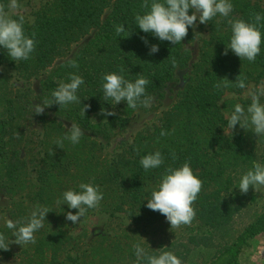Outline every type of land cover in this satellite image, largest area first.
Returning a JSON list of instances; mask_svg holds the SVG:
<instances>
[{
    "label": "trees",
    "instance_id": "16d2710c",
    "mask_svg": "<svg viewBox=\"0 0 264 264\" xmlns=\"http://www.w3.org/2000/svg\"><path fill=\"white\" fill-rule=\"evenodd\" d=\"M7 2L0 0L1 4ZM230 2L232 13L229 17L218 14L209 22V34L201 37L195 57L188 46L197 38L194 28L189 27L187 37L175 45L139 29L135 15L147 11L141 7L143 0H47L35 12L33 21L11 15L17 20L23 18L25 35L35 39L36 48L28 60L15 62L0 46V67L12 64L28 75L52 68L42 80L44 102L52 101V93L60 83L70 82V74L81 76L85 83L76 93L79 102L47 107L53 116L45 118V127L34 137L22 95L11 87L8 74L0 70V198L10 201L9 209L0 207V234L10 244L9 250H0V256H15L18 264H137L135 244L150 255L171 251L180 259L193 248L211 246L214 239L229 235L234 216L245 205L237 193L240 172L253 169L254 162L264 165V157L258 159L256 154L250 126L245 129L237 124L238 131L226 133L228 117L219 103L227 92L243 90L235 83L239 75L246 78L247 87L264 79V20L257 26L262 42L254 62L241 60L231 49L223 54L231 36L228 19L239 17L252 23L254 13L264 16V0ZM120 24L125 32L117 37L115 26ZM90 34L91 38L72 57L55 64L74 43ZM152 45H158L159 51L150 55ZM69 61L79 67H71ZM182 70H188L184 87L175 103L163 111L159 123L136 133L115 153L107 151L109 141L126 130L131 116L154 104L132 109L126 101H104L102 76L115 72L131 82L143 76L149 80L146 94L160 99ZM223 78L229 80L228 87L214 88ZM250 103L248 99L239 104L246 110ZM230 104L232 112L235 105ZM102 110L116 115L102 114ZM69 124L77 125L84 133L76 144L64 138L70 134ZM162 130L169 134L161 136ZM58 140L63 141L62 147L56 143ZM156 151L161 152L164 163L145 171L141 157ZM185 162L202 181V188L192 205L196 215L191 224L171 229L166 217L146 204L166 170ZM81 183L98 186L103 193L99 208L89 209L86 214L107 213L111 230L85 248L81 244L84 233L74 234L76 224L66 220L69 211L76 214L78 210L56 203L65 191L80 192ZM37 205L50 212L44 226L34 233L36 243H11L15 238L6 221L23 223ZM263 233L264 209L232 239L221 241L203 264H240L243 247ZM156 242L161 243L159 247Z\"/></svg>",
    "mask_w": 264,
    "mask_h": 264
},
{
    "label": "clouds",
    "instance_id": "9594fccd",
    "mask_svg": "<svg viewBox=\"0 0 264 264\" xmlns=\"http://www.w3.org/2000/svg\"><path fill=\"white\" fill-rule=\"evenodd\" d=\"M142 8L147 11L141 15H135V24L144 33H151L160 41H168L172 44L181 43L188 35L189 27L195 28L196 22L207 24L218 14L222 17H229L233 11V5L230 0H143ZM20 8L18 0H9L7 5L0 4V46L7 50L8 56L15 62L28 60L30 55L35 51L36 41L25 35L23 27V18L19 20L11 17L10 13ZM7 9V10H6ZM192 14H189V10ZM253 22L248 23L239 17L228 19L227 23L231 26L230 42L226 45L224 55L228 50L238 56L241 60L254 62L261 51V31L257 27L264 16L259 13L253 14ZM125 32L124 25H116V36ZM35 34H33L34 37ZM144 43L148 41L141 37ZM159 51L158 45L150 47L149 54ZM69 65L78 68L75 61H69ZM175 66V61H173ZM69 83H60L58 88L52 93V101H45L44 104L33 105V111L36 115L44 113L45 107L53 104L67 106L70 103L79 102L77 91L85 83L84 79L76 74H70ZM246 78H236V86L240 89H246ZM102 90L104 101H113L118 104L126 101L127 106L137 109L138 106L145 108L151 107L153 97L146 94L145 88L149 80L143 76L138 77L134 82L126 80L122 75L115 72L107 73L102 76ZM228 79L223 78L214 85V88L228 87ZM246 95L251 99L250 105L245 108L237 103L234 111L228 117L229 130L234 129L237 124L242 128L252 127L256 136L264 135V103L261 98L264 97V83L258 87L247 88ZM88 107L85 105V108ZM84 108V113H85ZM102 114L108 116L116 115L115 112H105ZM69 135L64 138L70 140L72 144L79 142L80 137L84 134L82 129L73 124L69 128ZM169 133L161 131V136ZM62 147L63 141L56 142ZM175 159V154L173 153ZM164 163V157L160 151L154 154H147L141 157L140 165L145 171L160 167ZM252 187L259 191L264 187V165L254 162L253 169L248 170L242 175L238 189L242 194H246ZM80 192L72 190L65 191L63 199H57V205L67 204L70 209H77L76 214L69 211L66 214V220L72 224H77L85 216L89 209H98L103 199V193L98 186L90 183H81ZM202 188V181L193 174L188 162H185L179 168L169 167L166 174L160 181L158 188L151 192V198L148 199L146 207L152 211H158L166 217L170 223L171 229H178L182 225L191 224L195 218L196 212L192 207L197 200L198 194ZM47 207L37 205L31 212L30 217L25 221H13L8 219L6 227L13 230L15 243L21 246L29 243L35 244L34 233L44 226L47 213ZM19 225V226H18ZM9 243L3 234H0V250H9ZM137 264L145 260L146 264H182L181 260L171 251H161L160 254L150 255L145 252L140 244L133 245Z\"/></svg>",
    "mask_w": 264,
    "mask_h": 264
},
{
    "label": "rangeland",
    "instance_id": "374dc122",
    "mask_svg": "<svg viewBox=\"0 0 264 264\" xmlns=\"http://www.w3.org/2000/svg\"><path fill=\"white\" fill-rule=\"evenodd\" d=\"M47 0H18L20 8L12 11L10 15H22L28 21H33L35 18V12L44 4ZM7 2L5 5H7ZM1 4V3H0ZM7 10V9H6ZM217 15L215 18H218ZM210 22V21H209ZM207 24H200L197 20V26L194 28L197 32V38L192 44L188 46L193 51L194 57L197 55V52L202 44L201 37H207L208 26ZM91 34L84 37L77 43H74L70 50L62 57H59L55 64L61 63L64 60L72 57L90 38ZM0 70L8 74L9 84L14 90H18L22 95L23 102L26 103V112L29 117L27 121L28 127L34 132V137L39 135L43 127H45V118H49L52 115V112L45 107L44 113L36 115L33 111V105L44 104V98L42 96V80L46 78L52 68H47L41 71L38 75H28L18 71L12 64H5L0 67ZM188 73V70H182L178 72V80L170 83L167 88L165 97L160 99H154L152 103L154 104L151 109L137 111L131 116L130 123L128 124L126 130L122 133L115 135L110 141L109 145L106 146V150L110 153H115L126 145V143L133 139L134 135L142 130L153 129L155 125L159 123V118L161 117L164 110L170 108L176 101L178 92L184 87L185 77ZM264 83V79L258 83H251L247 88L258 87ZM246 89H243L240 92H227L219 101L220 105L223 107L226 116L229 117L231 114V104L236 105L241 103L244 100L250 99L246 95ZM27 117V118H28ZM71 125V124H69ZM238 127L229 130L226 129L227 134H234V131ZM249 131H252L254 134V139L256 143V154L258 159L264 157V135L256 136L253 132L252 127H249ZM242 177L243 171L240 172ZM240 177V179H241ZM237 193L242 196L245 201L244 207L234 216L233 222L231 224L230 230L228 231L229 235L224 239H214L213 245L211 246H198L193 248L191 245H188L192 249L184 258H180L182 264H203L208 258H210L220 246L221 241L225 239H232L238 232H240L258 212L264 209V187H261L259 191H256L254 188L250 187L249 191L246 194H242L240 190H237ZM0 207L1 208H10V201L6 198H0ZM124 222H128L127 219H124ZM109 216L107 213H89L85 214L80 221L76 224L74 228V234L80 235L84 233L82 239V247H88L96 242L99 239L100 234L107 233L111 231L108 228ZM202 232H205V228L201 229ZM182 231V229L178 230ZM187 236V235H186ZM186 241V238L183 239ZM159 247L160 242L155 243ZM0 264H18V259L15 256H0ZM136 264V263H135ZM240 264H264V233L257 235L255 238H252L249 243L243 247L240 254Z\"/></svg>",
    "mask_w": 264,
    "mask_h": 264
}]
</instances>
